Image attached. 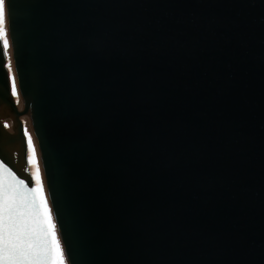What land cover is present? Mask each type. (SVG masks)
I'll return each mask as SVG.
<instances>
[{"label": "water", "instance_id": "95a60500", "mask_svg": "<svg viewBox=\"0 0 264 264\" xmlns=\"http://www.w3.org/2000/svg\"><path fill=\"white\" fill-rule=\"evenodd\" d=\"M5 11L25 111L0 41V172L39 232L31 124L67 264H264V0Z\"/></svg>", "mask_w": 264, "mask_h": 264}, {"label": "snow or ice", "instance_id": "6c2138e0", "mask_svg": "<svg viewBox=\"0 0 264 264\" xmlns=\"http://www.w3.org/2000/svg\"><path fill=\"white\" fill-rule=\"evenodd\" d=\"M5 3L6 0H0V41L3 42L6 55L9 41L5 27ZM11 91L13 95L17 94L14 77ZM28 146L29 149L32 148L30 137ZM29 162L33 166L36 165L34 153ZM35 179L36 184L39 185V168H36ZM23 188H27L24 180H18L8 169L0 172V264H65L47 204L41 196L43 227L36 232L32 226L33 222L26 217L29 202L27 193L21 190Z\"/></svg>", "mask_w": 264, "mask_h": 264}, {"label": "rangeland", "instance_id": "374dc122", "mask_svg": "<svg viewBox=\"0 0 264 264\" xmlns=\"http://www.w3.org/2000/svg\"><path fill=\"white\" fill-rule=\"evenodd\" d=\"M5 21H6V11H5ZM5 27H6V30H7L6 23H5ZM2 44H3V42H2ZM7 60H8V68H9V72H10L9 80L12 83V78L13 77L15 78V73H14V66H13V61H12L10 45H9V47L7 49ZM15 84H16L17 94L13 95V93L11 91V95H12V97L13 96L15 97L16 102H23L22 97L20 96V92H19L18 87H17L16 79H15ZM28 140H29V138H28ZM33 153L35 155V160H36V165L35 166H33L29 162L30 161V157L33 155ZM28 167H29L30 175L32 177L34 186H35V188L37 190V193L39 195L40 204L42 205V208H43V204L41 203V196H42L43 197V201L47 204L48 212H49V215L51 216L52 223L55 225L54 220H53V216H52V213H51V210H50V207H49L48 197H47L45 183H44L43 172H42V169H41V165H40V162H39L38 155L36 154L35 148L33 146V143H32V148L31 149H29V146H28ZM36 168H39V172H40V184L39 185L36 184V179H35ZM54 231H55V234H56V239H57V241L59 243V246H60V250H61V252L63 254V259L65 261V264H67V261L65 259V256H64L61 244H60V240H59V237H58V233H57L56 227H55Z\"/></svg>", "mask_w": 264, "mask_h": 264}, {"label": "bare ground", "instance_id": "6f19581e", "mask_svg": "<svg viewBox=\"0 0 264 264\" xmlns=\"http://www.w3.org/2000/svg\"><path fill=\"white\" fill-rule=\"evenodd\" d=\"M2 45H3V44H2ZM5 58H6L5 68H6V71H7L8 76L10 77V72H9V68H8L7 54L5 55ZM10 92H11V81H10ZM12 99H13V102H14L15 107H16L18 110H22V111L24 112V111H25V105H24V100H23V98H22L23 102H16L14 96L12 97ZM22 111H21V112H22ZM21 126H22V132H23V135H24L25 140H26V145H27L26 157H27V163H28V138H29V137L31 138L32 143H33V146H34L35 151H36V147H35V139H33V138H34V135H33L32 129H31V124H29V123H27V122H22V123H21ZM36 154H37V152H36ZM28 169H29V167H28ZM29 172H30V171H29ZM36 191H37V190H36ZM38 197H39V195H38ZM39 201H40V199H39ZM41 207H42V205H41ZM42 210H43V208H42Z\"/></svg>", "mask_w": 264, "mask_h": 264}]
</instances>
